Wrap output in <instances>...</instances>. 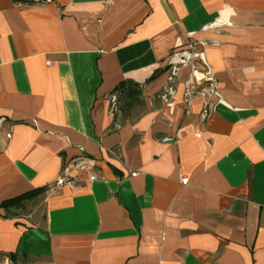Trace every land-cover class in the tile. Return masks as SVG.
I'll return each instance as SVG.
<instances>
[{
  "label": "crops",
  "instance_id": "1",
  "mask_svg": "<svg viewBox=\"0 0 264 264\" xmlns=\"http://www.w3.org/2000/svg\"><path fill=\"white\" fill-rule=\"evenodd\" d=\"M43 1L0 0V204L44 196L0 208V264H264V0ZM80 150L98 179L50 191Z\"/></svg>",
  "mask_w": 264,
  "mask_h": 264
},
{
  "label": "built area",
  "instance_id": "2",
  "mask_svg": "<svg viewBox=\"0 0 264 264\" xmlns=\"http://www.w3.org/2000/svg\"><path fill=\"white\" fill-rule=\"evenodd\" d=\"M37 3H43L44 1L35 0ZM187 43L184 47L173 50L166 62H165V71L167 72L166 82L172 83L176 73L178 72L180 67L190 65L192 68L198 67L200 63H198L194 54L197 50L204 48L206 46V42L202 40L193 39L192 35L187 36ZM217 85L215 82L209 80L205 83L200 84H192L185 89L184 97L185 103H189L193 96H200L203 99L201 117L205 118L208 114V110L211 107L212 103L216 98ZM173 89L168 85L166 88L164 99L167 100L168 97L172 96ZM109 104L110 111L116 112L118 109V95L117 93H113L109 95ZM95 165L92 162H89L86 159V156L80 150V153L76 156L67 160L62 167V172L54 182L53 186L50 188V191L57 192L62 188L66 187L70 191H77L80 188V185L77 182L76 177H74V173L76 172H85L87 174L88 182H93L98 179V176L94 171ZM182 182L184 184L187 183L186 179H183Z\"/></svg>",
  "mask_w": 264,
  "mask_h": 264
},
{
  "label": "trees",
  "instance_id": "3",
  "mask_svg": "<svg viewBox=\"0 0 264 264\" xmlns=\"http://www.w3.org/2000/svg\"><path fill=\"white\" fill-rule=\"evenodd\" d=\"M10 1H12L15 4H27V5H32V4L37 3L35 0H10ZM38 1L40 2L43 0H38ZM128 88L129 89L124 94L126 100H128V104L131 101H138V98L140 96L139 85L129 83ZM32 197L33 195L26 194V195L16 197L14 199L4 201L0 204V208H2L6 213H8L10 209L18 210L24 206V202L31 199ZM0 256L8 258L12 263L15 261L14 254H0Z\"/></svg>",
  "mask_w": 264,
  "mask_h": 264
},
{
  "label": "rangeland",
  "instance_id": "4",
  "mask_svg": "<svg viewBox=\"0 0 264 264\" xmlns=\"http://www.w3.org/2000/svg\"><path fill=\"white\" fill-rule=\"evenodd\" d=\"M43 197V195L35 193L29 201L24 203L22 208L14 213H17L20 217L29 218L32 222L37 221L43 210Z\"/></svg>",
  "mask_w": 264,
  "mask_h": 264
}]
</instances>
